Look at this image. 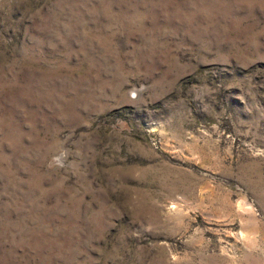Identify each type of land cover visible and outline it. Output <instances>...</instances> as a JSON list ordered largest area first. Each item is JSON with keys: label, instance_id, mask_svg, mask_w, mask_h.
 <instances>
[{"label": "rangeland", "instance_id": "1", "mask_svg": "<svg viewBox=\"0 0 264 264\" xmlns=\"http://www.w3.org/2000/svg\"><path fill=\"white\" fill-rule=\"evenodd\" d=\"M0 264H264V0H0Z\"/></svg>", "mask_w": 264, "mask_h": 264}]
</instances>
